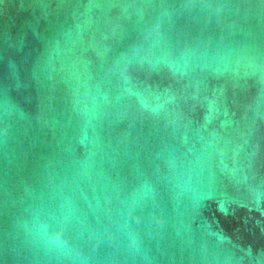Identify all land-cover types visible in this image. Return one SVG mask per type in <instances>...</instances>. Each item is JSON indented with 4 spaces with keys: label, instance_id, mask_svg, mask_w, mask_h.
Returning a JSON list of instances; mask_svg holds the SVG:
<instances>
[{
    "label": "water",
    "instance_id": "95a60500",
    "mask_svg": "<svg viewBox=\"0 0 264 264\" xmlns=\"http://www.w3.org/2000/svg\"><path fill=\"white\" fill-rule=\"evenodd\" d=\"M0 264H264V0H0Z\"/></svg>",
    "mask_w": 264,
    "mask_h": 264
}]
</instances>
